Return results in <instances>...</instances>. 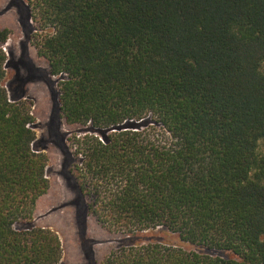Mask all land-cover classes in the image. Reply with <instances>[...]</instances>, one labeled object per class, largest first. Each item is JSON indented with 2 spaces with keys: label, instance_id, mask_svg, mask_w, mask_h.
Returning <instances> with one entry per match:
<instances>
[{
  "label": "trees",
  "instance_id": "trees-1",
  "mask_svg": "<svg viewBox=\"0 0 264 264\" xmlns=\"http://www.w3.org/2000/svg\"><path fill=\"white\" fill-rule=\"evenodd\" d=\"M29 5L61 115L82 128L69 149L87 210L137 238L102 264H264V0ZM7 59L0 48V264H61L58 232L30 224L48 156ZM159 227L181 243L141 238Z\"/></svg>",
  "mask_w": 264,
  "mask_h": 264
},
{
  "label": "rangeland",
  "instance_id": "rangeland-1",
  "mask_svg": "<svg viewBox=\"0 0 264 264\" xmlns=\"http://www.w3.org/2000/svg\"><path fill=\"white\" fill-rule=\"evenodd\" d=\"M29 0H0V29H6L7 40L0 48L7 54L6 85L12 101L25 99L35 117L37 139L34 148L48 156L46 168L50 180L48 192L36 205L30 224L56 230L62 240L61 264H102L113 252L137 238L102 227L86 207L75 177L71 172L70 138L82 131L81 126L68 125L60 110V75H52L48 61L39 55L35 42L43 34L31 18ZM264 154V139L259 142ZM141 238L180 244L179 238L157 228ZM186 249L198 247L183 244Z\"/></svg>",
  "mask_w": 264,
  "mask_h": 264
}]
</instances>
